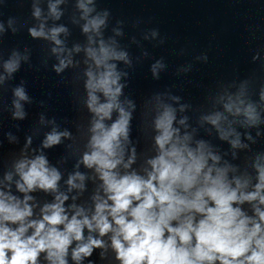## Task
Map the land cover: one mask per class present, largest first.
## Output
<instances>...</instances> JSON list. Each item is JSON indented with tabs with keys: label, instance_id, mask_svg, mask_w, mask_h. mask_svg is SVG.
Segmentation results:
<instances>
[{
	"label": "clouds",
	"instance_id": "clouds-1",
	"mask_svg": "<svg viewBox=\"0 0 264 264\" xmlns=\"http://www.w3.org/2000/svg\"><path fill=\"white\" fill-rule=\"evenodd\" d=\"M79 7L85 18L93 11L85 3H80ZM50 10L59 18L56 5H51ZM34 15L39 17L40 10L36 9ZM104 24L105 20L97 16L88 20L83 31L99 33ZM63 31V27L51 30L55 44H61L57 36ZM30 33L33 37L45 36L42 27L39 31L30 29ZM56 51L54 48L53 52ZM87 55L96 69L93 71L90 67L86 72L85 85L89 97L87 106L95 119L89 142L91 151L83 155L82 162L99 174L107 199L95 197L97 202L91 219L87 216L78 219L83 215V209H77L69 219L62 207L67 197L57 196L56 203L44 206L41 220H28L32 216V208L27 203L31 197L25 196L24 201H20L0 192V264H36L41 252L46 253L50 264H67L68 248L74 240L84 239L85 227L90 232L98 230L100 236L114 233L111 243L121 264H264V211L254 206L257 221L245 215L241 208L233 207L257 200L264 205L261 194L264 191V166L255 164L258 182L254 191H241L249 181L242 182L238 178L234 179L235 187H232L226 168H218L215 163L208 165L209 159L216 162L219 157L206 153L202 142L195 149L189 147L190 137L181 138L179 130L173 127L174 110L163 106L155 119L158 155L148 161L151 171L147 172V178L135 171L120 174L117 168L123 163L124 154L121 138L128 140L131 113L126 112L118 101L123 86L119 84L116 65L109 61L126 60V53L117 52L101 40L98 49H87ZM66 66L67 63L61 60L56 71L60 72ZM17 68L18 62L14 59L5 64L9 73ZM97 93L103 94L105 102L100 101ZM15 96L18 98L15 116L23 118L19 101L28 97L23 88H17ZM261 98L264 99V93ZM239 103L243 104V101ZM225 108L228 112L235 109L236 115L243 111L250 124L258 120L251 104L242 110L230 101ZM113 110L118 111V118L107 126L105 120H111ZM207 119L218 125L221 115ZM67 135V132L53 131L47 135L44 147L59 144L61 136ZM227 135L221 131V138L226 139ZM238 143V140L233 141V147ZM134 159L133 149L132 156L123 164L124 169L130 168ZM47 164L43 155L19 161L16 171L22 182H17L18 190L55 191L60 174ZM76 179L82 181L84 177L77 173L69 178L68 184L82 187L74 183ZM9 223L19 226L13 229L7 226ZM60 225H63L62 230ZM29 229L33 232L26 235ZM102 246L101 240L89 236L87 243H78L73 249L72 258L79 261L90 256L94 247Z\"/></svg>",
	"mask_w": 264,
	"mask_h": 264
}]
</instances>
